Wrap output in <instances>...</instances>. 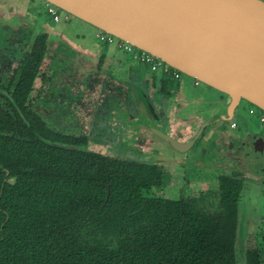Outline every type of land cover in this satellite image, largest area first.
Instances as JSON below:
<instances>
[{
  "label": "flooded vegetation",
  "instance_id": "af4514ba",
  "mask_svg": "<svg viewBox=\"0 0 264 264\" xmlns=\"http://www.w3.org/2000/svg\"><path fill=\"white\" fill-rule=\"evenodd\" d=\"M23 2L37 8H24L15 0H0V134L18 138L26 152L33 151L40 142L69 147L65 140L70 138L84 141L89 150L106 154L110 152L106 149L113 151L115 147L125 153L121 143L132 144L134 156L116 157L162 167L166 179L154 193L170 198L162 193L177 192V197L170 199L218 189L225 176L242 181L241 200L245 177L250 184H264V125L257 123L253 128L241 126L237 132L232 131L239 126L234 119L242 102L251 105L252 113L264 112L263 109L243 99L231 114L229 95L213 86L203 94L188 95L172 74L167 83L145 68L137 72L129 64L120 69V56L95 41L100 29L66 10L63 16L60 7V17L55 21L64 20L66 27L56 25L46 12H41L40 0ZM109 72L124 74L148 93L160 117L159 129L183 142L197 136L195 143L185 151L172 144L169 149L148 129L125 120L123 112L127 118L141 116L142 110L130 87ZM76 103L81 107L76 108ZM184 109L186 114L179 113ZM73 115L78 119L73 120ZM212 117L214 123L204 125ZM202 149L212 159L199 164L193 155L202 153ZM224 163L240 165L248 174L221 175L216 187L191 191L196 183L207 181V171ZM204 164L207 165L203 167Z\"/></svg>",
  "mask_w": 264,
  "mask_h": 264
},
{
  "label": "trees",
  "instance_id": "16d2710c",
  "mask_svg": "<svg viewBox=\"0 0 264 264\" xmlns=\"http://www.w3.org/2000/svg\"><path fill=\"white\" fill-rule=\"evenodd\" d=\"M65 141L0 134V264H238L241 180L170 199L162 167ZM246 253L264 264L260 242Z\"/></svg>",
  "mask_w": 264,
  "mask_h": 264
},
{
  "label": "water",
  "instance_id": "95a60500",
  "mask_svg": "<svg viewBox=\"0 0 264 264\" xmlns=\"http://www.w3.org/2000/svg\"><path fill=\"white\" fill-rule=\"evenodd\" d=\"M46 1L227 93L231 114L243 99L264 110V0ZM110 75L130 87L141 107L142 118L131 117L137 125L182 151L195 143L197 136L183 142L159 129L148 93ZM210 123L213 117L204 125ZM109 195L110 189L105 203Z\"/></svg>",
  "mask_w": 264,
  "mask_h": 264
},
{
  "label": "rangeland",
  "instance_id": "374dc122",
  "mask_svg": "<svg viewBox=\"0 0 264 264\" xmlns=\"http://www.w3.org/2000/svg\"><path fill=\"white\" fill-rule=\"evenodd\" d=\"M19 2L24 8H37V5H31V4H24L23 0H15ZM27 1V0H24ZM40 6H41V12L44 11L48 15L47 18L51 20V22H55L56 25H63L64 27V20L61 22H56L49 14V7L46 4L45 0H40ZM31 5V6H30ZM61 12L63 16L65 15V11L61 9ZM88 27V26H86ZM69 28V27H68ZM95 41L99 45V41L97 39V35L95 36ZM116 44L109 45V48L116 49ZM117 50V49H116ZM138 53V49H134L132 52H129L127 50L119 49L117 51V54L120 56V58L126 62L129 59V62H140L139 59L135 57V54ZM141 63V62H140ZM145 65V64H144ZM128 65L125 63H121L119 68L121 67H127ZM147 66V65H146ZM144 71V70H143ZM119 72H115L117 74ZM143 73V72H142ZM157 74V73H156ZM157 76H160L157 74ZM167 83L170 82L168 78L164 79ZM195 78L192 76H189L185 73H182V78L177 80L178 84L186 91V93L189 95H198L203 94L204 92H208L211 89V86L208 84L200 81L199 84L195 83ZM76 101V100H75ZM76 108L81 107L79 104H75ZM89 109V108H88ZM87 109V111H88ZM83 111H86L85 108H83ZM76 113V112H74ZM261 114L262 112L260 110H257L256 113L251 112V105L247 104L246 102H242L239 106L235 121L239 124L237 129H233L232 131L237 132L241 126L244 128H253L257 123L262 124L261 120ZM116 115V114H115ZM121 115V111L117 110V116ZM123 117L125 120H128L129 122H132V124H136V122L132 118H126V112H123ZM255 117V118H254ZM73 115V120H77ZM127 126V122H124ZM166 143V146H168L169 149H171V144L169 142ZM121 146L126 149L127 151L125 153H120L121 149L119 147H115L113 151L110 149H106L109 154H113L114 156H134V149L131 147L132 144L128 143H121ZM121 147V148H122ZM105 150V152H106ZM200 152L195 153L193 156L196 159H199L198 163L201 162H209L212 159V155L209 153H205L202 149ZM137 154H139L136 151ZM191 164V163H190ZM192 165V164H191ZM190 165V166H191ZM207 164H204L203 167H205ZM192 167V166H191ZM195 168H200L201 166H194ZM239 173L248 174L247 170H244V168L237 164H221V167L216 166L215 168H212L211 170L207 171L206 176L208 177L207 181L204 179L203 182H198L195 185H193L194 193H198L200 189H204L205 187H216L219 185V176L221 175H233V176H239ZM246 181V187H245V194L243 195V198L241 200L240 204V223H239V234H238V243H237V258H238V264H245L246 263V251L247 248L250 246H255L258 242L261 243L262 248L264 249V184H250L248 178L245 177ZM158 193L161 191H157ZM163 195L168 196L170 198H176L177 192H169L165 190Z\"/></svg>",
  "mask_w": 264,
  "mask_h": 264
},
{
  "label": "built area",
  "instance_id": "2783aa9c",
  "mask_svg": "<svg viewBox=\"0 0 264 264\" xmlns=\"http://www.w3.org/2000/svg\"><path fill=\"white\" fill-rule=\"evenodd\" d=\"M49 14L52 17V19L58 20L60 17L59 12H58V6L54 4H50ZM97 39L103 45L116 44L118 49L127 50L129 52H132L134 49L137 48L133 44L127 41H124L122 39H119L113 36L112 34L104 30H101V29L97 33ZM137 49H138V53L135 54V57L139 59V61L142 64L147 65L151 72L155 74L156 73L159 74L161 78H169L170 75L172 74V77L174 79L175 78L179 79L182 73L179 69L169 65L168 63H166L164 60H162L158 56L146 50H143L140 48H137ZM195 79H196L195 80L196 83L200 81L197 78ZM261 120L264 121V112H262L261 114ZM233 126H235V123H233Z\"/></svg>",
  "mask_w": 264,
  "mask_h": 264
},
{
  "label": "crops",
  "instance_id": "0c3cea01",
  "mask_svg": "<svg viewBox=\"0 0 264 264\" xmlns=\"http://www.w3.org/2000/svg\"><path fill=\"white\" fill-rule=\"evenodd\" d=\"M109 45H111V44H109ZM109 45H106V47H104V49H106V50H111L112 52H114V53H117V51L119 50L117 47H116V49L114 50V49H112V48H109ZM122 60V59H121ZM130 60V59H129ZM129 60L128 61H126V62H124L123 60H122V64L123 63H125V64H127V65H133L134 66V70L135 71H137V72H140V70H141V68H145V69H148L149 71H150V69H149V67L148 66H146V65H144V64H142V63H140V62H129ZM138 69V70H137ZM109 74H110V72H109ZM119 75H122V76H124V74H122V73H120ZM159 79H165V78H161L160 76H157ZM131 82V81H130ZM133 83V82H132ZM138 86H139V84H137ZM141 87V86H140ZM142 88V87H141ZM143 89V88H142ZM144 90V89H143ZM179 113H183V114H186V110L184 109V110H181V111H179ZM142 112H141V116H135V117H137V118H142ZM132 116L130 115V116H128V118H131ZM137 125V124H136ZM140 126H142L143 128H144V126L143 125H140ZM157 140H160L159 138L157 139ZM161 141V140H160ZM159 141V142H160ZM162 142H164V141H162ZM161 142V143H162Z\"/></svg>",
  "mask_w": 264,
  "mask_h": 264
}]
</instances>
